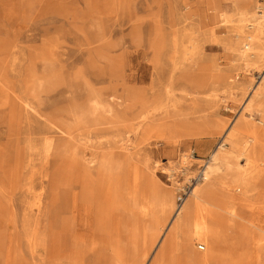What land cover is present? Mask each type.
Wrapping results in <instances>:
<instances>
[{"label":"rangeland","instance_id":"1","mask_svg":"<svg viewBox=\"0 0 264 264\" xmlns=\"http://www.w3.org/2000/svg\"><path fill=\"white\" fill-rule=\"evenodd\" d=\"M248 7L244 22L238 0H0V264H202L203 240L185 234L168 246L154 234L156 217L137 210L124 216L113 247L96 244L76 226L78 188L68 185L82 177L83 159L113 153L121 163L120 190L138 195L140 204L144 193L166 189L175 211L205 163L221 169L211 156L217 148L228 152L232 139L223 140L224 133L246 136L263 84L264 41L245 35L264 0ZM111 89L124 98L143 91L157 128L135 134L141 129L135 120L134 132L124 124L89 129L98 115L95 101H112ZM113 101L124 112V102ZM139 110L124 112L126 121ZM181 118L220 135L206 139L207 146L169 131ZM53 119L71 125L68 138L52 129ZM242 144L264 158L263 139ZM67 146L71 160L63 156ZM262 188L247 186L244 200L254 207L247 217L264 229ZM65 223L71 224L66 236ZM256 238L254 264H264V233ZM227 242L216 252L222 264H231ZM52 251L59 257L50 258Z\"/></svg>","mask_w":264,"mask_h":264},{"label":"bare ground","instance_id":"2","mask_svg":"<svg viewBox=\"0 0 264 264\" xmlns=\"http://www.w3.org/2000/svg\"><path fill=\"white\" fill-rule=\"evenodd\" d=\"M249 1L238 0L243 6L241 18L244 22L246 16L249 15ZM255 15V24L248 26L252 31L245 35V38L258 43L264 41V7L262 14ZM259 79L263 81V84L261 83L262 85L260 84L261 86L256 88L254 94V99H256L254 123L246 126L245 137L230 134V132L223 134V140L228 137L232 139L228 152L217 148L211 156V163L219 165L221 169L213 170L208 163H205L201 177L192 184L183 205L174 211L172 192L166 189L153 196L144 193L139 204L138 195L129 194L125 190L119 189L121 185L118 177V171L121 168L120 161L115 159L113 153L100 151L92 157L83 159V175L80 179L68 182V186L78 188V192L74 196L75 209L79 212V221L76 226L89 231L96 244L113 247L115 239L125 226L124 216L131 210H137L143 217H156L160 226L154 234L157 238L159 237L160 242L166 241L168 246H174L185 234L189 240H203L206 243V252L198 256V260L202 264H222L221 257L216 252L225 239H227L231 251L228 253L231 256V264H242L245 261L248 264H254L258 259L256 234L257 231L264 233V229L247 217L246 210L251 211L254 207L244 200V196L248 192L246 188L249 185L254 187L261 185L264 188V158L259 157L255 146L250 150L247 148L248 146L242 144V138H247L253 144L255 140H264V77ZM201 82L196 84L199 85ZM223 82L225 83L224 77L219 86L223 85ZM110 92L112 101L105 103L101 100L97 103L95 101L94 107L98 111V115L94 122L88 125L89 129L99 131L109 128L110 131L115 126L124 124V127L128 126L132 130L135 120H141V129L137 130L135 134L142 135L152 128H157L147 115L149 110L143 91L132 89L126 98L117 95L114 89H111ZM113 100L124 102L125 114L127 110L139 106V114L126 121L124 112H119L116 109L118 103ZM258 102L263 103L258 104ZM50 124L53 130L59 131L61 137L68 138L71 135L72 127L65 120L53 119ZM172 129L180 136L193 141L197 140L204 145L208 143L206 139L220 135L218 131L210 132L206 128V124L196 126L192 120H183L182 118L174 123L169 131ZM63 156L64 159L69 157L71 160L75 155H72L67 146L66 150L63 149ZM183 159L181 162L184 164L186 158L183 156ZM241 160L244 161L243 165H240L239 161ZM198 183L199 185L196 186ZM239 185L242 186L243 191L239 189ZM213 186L215 188H212ZM216 188H221L223 193L217 194ZM261 190L258 194L259 201L264 200ZM78 193L81 194L80 198L77 196ZM92 197L95 199V204L90 206L89 201ZM78 199L83 202L79 208L77 207ZM219 200H224V202L220 203ZM70 229L71 224L65 223L63 229L65 236L69 235ZM51 244V249L55 250L56 241ZM48 256L50 258H52L51 256L59 257L55 251L49 253Z\"/></svg>","mask_w":264,"mask_h":264},{"label":"crops","instance_id":"3","mask_svg":"<svg viewBox=\"0 0 264 264\" xmlns=\"http://www.w3.org/2000/svg\"><path fill=\"white\" fill-rule=\"evenodd\" d=\"M207 141V140H206ZM210 143L208 142V143H206L205 145H209ZM206 246V245H205ZM200 247H201V249H204V246H202V245H200Z\"/></svg>","mask_w":264,"mask_h":264}]
</instances>
